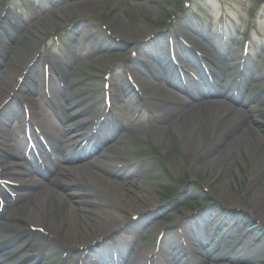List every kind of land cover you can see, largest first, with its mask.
<instances>
[{
	"label": "rangeland",
	"instance_id": "374dc122",
	"mask_svg": "<svg viewBox=\"0 0 264 264\" xmlns=\"http://www.w3.org/2000/svg\"><path fill=\"white\" fill-rule=\"evenodd\" d=\"M186 1L189 6L184 3ZM6 4V15H3ZM195 11L201 12L202 24L195 19ZM182 17L200 26L209 27L213 23L214 28L219 29L220 25L222 31L228 34L224 46L220 33L214 38L221 45L217 49L213 48L219 58H209L215 65L210 67L214 72L210 75L214 86L212 87L209 81L194 83L199 89L205 90V101L222 100L225 104L230 102L233 107L244 111L249 121L254 122L253 127L263 129L264 0H0V80L9 78L7 81H10L13 91L19 86L24 89V92H16L15 98L11 99L13 106L8 110L14 108V103H25L26 97H29L33 106L29 111L27 109L26 116L36 124L35 126H39L44 115L53 113L50 99L55 104L62 100L58 94L50 91L48 93V84L55 83L62 88L63 98L69 101L64 106L66 111L63 121L68 122L69 128L74 129L73 141L78 142L81 136H86L93 129L94 123L105 111L102 102L103 84L106 82L104 78L109 75L110 90L114 92L115 97L110 98L111 108L106 122L108 121L109 128H118L119 143L116 139L107 142L100 139L99 142L103 144V147H100L94 142L86 147V151H90V147L94 146L92 155L81 164H93L102 152L120 156L115 149L117 146L128 159L135 162L136 166L131 175L137 171V175L143 177L144 183H148L149 189L137 190L139 197L124 198L120 191L112 192L120 201L125 199L130 204L119 209L107 208L115 210L118 217L104 225L102 220L93 222V226L90 225L87 230L78 233L76 239L88 240L91 237L82 236L105 232L131 234L124 238L132 241L135 249L152 256L159 248V253L151 264H174V255L180 251H188L192 258L204 259V255L211 249L209 246L203 248L198 244L188 230L189 226L212 229L215 239H221V251L228 253L232 246L242 240L236 234H227L229 225L225 224L226 221L222 222L221 218L224 220L228 215L233 224L239 223L253 231L252 237L246 242L248 245L256 242L263 249L261 256H264V228L255 229L254 222L264 220V210L254 206V199H246V190L255 173L264 170V161L254 168V161L245 154L243 145L234 148V158L221 157L215 163H210L209 160L219 156L222 148L220 150L210 145L201 151L197 160L192 161L197 144L184 141L182 134L177 130H173L174 142L171 143L172 155L169 157L166 145L155 139L149 125H145V115L138 114V109H144L145 104L151 108L147 97H156L148 91L142 92L141 79L149 78L150 74L146 69L140 66L138 68L136 62L123 61L137 50L134 41L146 36L149 30L165 31L161 36L162 40H158L160 43L165 40L168 31L176 40L181 37L189 42L190 34L194 30L186 32V21L181 20ZM125 26L135 29L131 32L133 38L128 42L116 37L118 29L120 32V28ZM243 37L251 40L255 49L250 56L239 58L236 51L231 53L229 48L234 44L237 50ZM204 47L212 48V45L204 43ZM220 51L226 52V57L220 55ZM185 53L179 54L181 58L186 57ZM126 65L131 67V70H128ZM141 72L145 75H141ZM199 72L207 77L201 67ZM199 72L196 70L198 77ZM24 73L27 75L25 78ZM127 75L131 78L133 86H130V83L128 85ZM60 78L64 79L61 81ZM220 81L230 86L229 94L232 97L229 101L224 100L225 95L218 93L217 84ZM31 87L35 92H25L32 90ZM136 91L141 92L145 99L139 97L137 101ZM172 91L182 96L178 90ZM1 100L2 98L0 102ZM81 110L84 111L81 116H76ZM156 112L155 110V114ZM22 113L23 109L20 110L21 115ZM5 129L9 134L8 139L10 138L8 142H12V138L23 131L21 121L10 122ZM72 144L73 142L70 143ZM24 147L25 145L22 146ZM175 152H178L180 157L174 154ZM78 164L72 165L68 162L59 167L62 169L63 166ZM60 173L59 170L54 174L45 175L31 173L27 179L34 178L45 185L53 181L56 184V179L62 176ZM95 183L102 187L97 178ZM60 191L70 192L62 188ZM78 191L82 192L79 189ZM72 192L75 195V191ZM73 195L70 196L72 199ZM141 199L154 206V213L134 221L132 214L138 216L147 212L148 207ZM16 207L13 205L1 210L0 206L1 242L11 243L12 236L21 230L13 225L15 221L9 216L10 212H13L14 218L17 219ZM89 209L97 211L93 206ZM212 210H216L221 218H217ZM109 219L110 217L107 218ZM159 234H162L163 238L158 246V240H154ZM115 238L120 239L118 235ZM58 239L53 242L54 248L48 251L50 236L47 234L36 233L18 238L13 246H4L0 259H7L6 263L9 264H40L38 253L43 251L49 259L41 264H57L52 262L54 257L62 258L70 249L79 246L80 242L64 236ZM83 253L84 251L79 252L80 255ZM234 257L233 261L225 260L222 264H246L239 253ZM91 262L92 258H89L88 263ZM206 264L214 263L207 261ZM258 264H264V261Z\"/></svg>",
	"mask_w": 264,
	"mask_h": 264
},
{
	"label": "bare ground",
	"instance_id": "6f19581e",
	"mask_svg": "<svg viewBox=\"0 0 264 264\" xmlns=\"http://www.w3.org/2000/svg\"><path fill=\"white\" fill-rule=\"evenodd\" d=\"M133 30H135L134 27H122L120 28V32L119 29L116 32V37L128 42L133 38L131 35ZM149 33L154 32L153 30H149ZM203 36V32L195 31L191 33L190 39H192V44H198L203 39ZM154 38L158 37L154 35ZM155 53L153 52L152 58H156L157 54ZM135 64L138 68H146L142 62L138 61ZM140 74L145 75L142 72ZM32 79L36 80L37 78ZM63 79L60 78L61 81ZM7 80L9 78L0 80L1 101L8 98L11 91V99L15 98L16 92L20 90L24 92L21 86L13 92L10 87V81ZM182 82L177 81L175 75L169 77L160 72L153 73L149 78L141 79L142 92L143 90L145 93L148 91L152 93V96H156L153 99L146 98L151 102V109L148 110L149 117L144 123L149 125L152 136L166 145L169 157L172 155L171 143L174 142L173 130H177L182 134L184 141L197 144L193 152L192 161L197 160L201 155V151L210 145L220 150L222 148L219 156L212 157L209 160L210 163H215L221 157L234 158L236 153L234 148L243 145L245 154L250 156L254 161V168L260 166L264 161V125L263 129L256 127V131V128L253 127L254 122L249 121L244 111L233 107L230 102L225 104L222 100L205 101L206 95L203 94L205 90L197 89L196 86L192 85L190 80L186 81V85H183ZM218 85V93L225 95L224 100L229 101L232 97L229 94V85L221 82ZM172 89L178 90L183 96L180 97L175 94ZM61 90L62 88L58 87L55 83L48 85V93L49 91L56 93L62 100L55 104L50 99V107L52 106L53 113L52 115L43 116V122L39 127L42 132L48 133L38 137L37 154L39 157L37 158L32 153H29L28 157H26L24 152L19 153L9 150L4 154L2 171L5 174L4 181L24 189V192L20 193L18 200H16L17 207L15 208V213L18 219L13 224L15 227L36 229L39 232L43 231L54 236L55 240L61 236L70 237L74 241H80L79 246L82 249H87L88 252L93 253L92 251L95 252L100 248L96 244L95 240L97 239H93L94 241H87L85 238L80 240L76 239L77 234L87 230L90 225L93 226V222L102 220L104 225L107 222L110 223L113 218H117L115 210H108L109 207L119 209L130 204L125 199L120 201L112 192L118 190L124 198L139 197L137 190L139 191L141 188L149 189V185L148 183H144L143 177L141 178L137 175V171L134 175H131L132 169L136 166L135 162L128 159L127 155L119 147L116 146L115 149L120 156L102 152L93 164H85V162L81 164L85 157L81 158L82 156H79V153L83 156H87L89 153L84 150L78 152L76 147L66 144L61 137L51 135L53 130L64 128V123H61V119L59 118L64 117L66 111L64 106L69 101L63 98ZM25 92H35V90L32 88V90L28 89ZM136 93L138 97L136 98L137 101H139V97L145 99L143 95L141 96V92L136 91ZM11 99L0 109V143L2 144H5L4 141L7 140L5 126L10 122L21 121L25 129L33 130L35 127V124L25 115L27 109L28 111L29 108L32 109V99L26 97L25 103L22 101L18 104L14 103V108L8 110L10 106H13ZM21 109H23L22 115L20 114ZM7 110L8 112H6ZM143 110L145 113V109ZM155 110L157 111L156 114ZM83 112V110L79 111L76 116H81ZM117 131L118 128L116 127L104 128L103 124L100 123L90 138H102L106 142L116 139L115 141L119 143ZM99 145L103 147L102 143H99ZM174 154L180 157L178 152ZM10 158H16L17 160L11 161ZM68 162L72 165L80 164L63 166L62 169L59 167ZM41 164H45L44 171L39 166ZM58 170L59 173H62V176L56 179V184L53 181L51 184L45 185L40 180L38 181L34 178L27 179V176L31 172L45 175L54 174ZM96 178L102 183V187L95 183ZM61 188L66 191L70 190V192H62L60 191ZM78 189L82 192H79ZM72 191H75V195L72 194ZM71 195L74 196L73 199L70 197ZM246 196L247 200L248 198L254 199L255 207L259 210H264V170H259L255 173L254 179L246 190ZM123 201L125 202L122 204ZM141 201L148 209L145 214L138 215L139 219L154 213V210H151L154 208L152 204H148L142 199ZM90 206L95 207L97 211L93 212L90 210ZM212 212H214L216 217L218 216L217 218H221L216 210H212ZM10 215L13 216V214ZM227 216L224 217V220L221 218L222 222L225 223L226 221L225 224L229 225L227 234L230 236H235L234 234H236V236L242 238L240 242L232 246L228 253L221 251V239H215V232L212 229L208 230L203 227L189 226L188 230L198 244L203 246V248L209 246L211 249L204 255V259L198 257L192 258L188 251L177 253L174 255V264H206L207 261L214 264H222L225 260L233 261L236 253H239L244 258L246 264H258L264 261V256H261L263 249L256 242L249 244L251 247L246 242L252 237L253 231L246 229L239 223L233 224L228 218L229 216ZM108 217H110L109 220H107ZM254 222L256 224L255 229L264 228V220ZM95 235L98 234H88L82 237H94ZM16 240L17 237L14 236L11 243H6L7 241H5L6 244H3L0 242V248L5 245L13 246L14 243H17ZM117 244L121 246L116 247L115 243L110 248L111 251L115 250L114 255L117 257V264H147V262L151 261L149 256L144 252L138 249H134L133 251L132 244H125L124 248H122V243L118 242ZM71 255H78V251L74 249L70 250L67 253L66 259L71 257Z\"/></svg>",
	"mask_w": 264,
	"mask_h": 264
}]
</instances>
